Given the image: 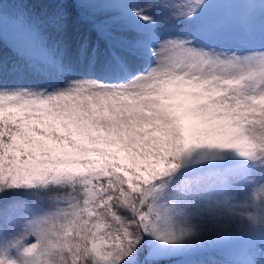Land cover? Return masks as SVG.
Segmentation results:
<instances>
[{
    "label": "snow or ice",
    "instance_id": "snow-or-ice-1",
    "mask_svg": "<svg viewBox=\"0 0 264 264\" xmlns=\"http://www.w3.org/2000/svg\"><path fill=\"white\" fill-rule=\"evenodd\" d=\"M170 261L264 264V0H0V264Z\"/></svg>",
    "mask_w": 264,
    "mask_h": 264
},
{
    "label": "trees",
    "instance_id": "trees-1",
    "mask_svg": "<svg viewBox=\"0 0 264 264\" xmlns=\"http://www.w3.org/2000/svg\"><path fill=\"white\" fill-rule=\"evenodd\" d=\"M9 1L11 2L12 0H9ZM166 264H170V263L166 262Z\"/></svg>",
    "mask_w": 264,
    "mask_h": 264
},
{
    "label": "rangeland",
    "instance_id": "rangeland-1",
    "mask_svg": "<svg viewBox=\"0 0 264 264\" xmlns=\"http://www.w3.org/2000/svg\"><path fill=\"white\" fill-rule=\"evenodd\" d=\"M10 2V1H9ZM12 2V1H11ZM9 56H10V54H9Z\"/></svg>",
    "mask_w": 264,
    "mask_h": 264
}]
</instances>
